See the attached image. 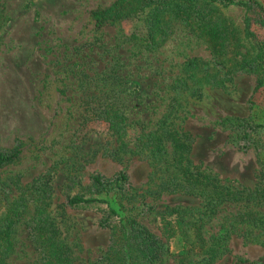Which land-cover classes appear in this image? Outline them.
<instances>
[{
    "label": "rangeland",
    "instance_id": "rangeland-1",
    "mask_svg": "<svg viewBox=\"0 0 264 264\" xmlns=\"http://www.w3.org/2000/svg\"><path fill=\"white\" fill-rule=\"evenodd\" d=\"M116 1L0 0V153L20 151L0 167V264H50L37 246L54 236L70 244L63 264L101 259L111 237L101 224L117 217L107 219V205L73 208L68 201L96 197L93 175L113 180L121 172L124 210L119 199L98 197L168 240L156 264L203 258L181 254L183 232L169 237L178 212L186 225H205L209 250H218L215 264L261 260L264 12L244 3L162 0L121 25L96 29L91 13ZM254 1L264 8V0ZM152 17L159 23L150 45L145 27ZM97 95L123 98L128 113L145 109L148 128L172 133L167 153L144 150L148 138L139 126L117 138L94 118L104 107ZM178 157L187 160L185 177L198 184L170 192L160 188L168 173L161 163ZM209 181L233 192L232 201L209 207L219 195L204 186ZM237 193L242 200H233ZM247 211L254 216L244 220Z\"/></svg>",
    "mask_w": 264,
    "mask_h": 264
},
{
    "label": "trees",
    "instance_id": "trees-1",
    "mask_svg": "<svg viewBox=\"0 0 264 264\" xmlns=\"http://www.w3.org/2000/svg\"><path fill=\"white\" fill-rule=\"evenodd\" d=\"M162 0H117L112 6L106 9L95 10L91 13L93 20L95 21L96 29H101L104 26L108 25H121L122 22L137 17L141 9L147 5L158 3ZM211 2L217 3H244L248 7H254L258 10L264 12V8L254 0H249L245 2L244 0H210ZM178 16V15H177ZM148 27L146 26V42L147 44L153 45L157 41L156 29L157 23L159 21L156 18H153L149 21ZM170 22V21H167ZM141 36L137 37L140 38ZM258 83H261L258 81ZM104 84L110 85L109 79L104 80ZM260 86V84H259ZM99 103L102 102V106L94 113V118L97 120H101L108 125L109 130L113 131V134L119 138L122 135H126L129 128L134 126H139L142 134L145 135L148 139L143 143V149L149 151L152 156L157 155V153H162L165 151L164 143L169 141L172 133L168 132L165 128L164 130L153 128H148L152 123L150 119L144 120L142 118L143 114L147 111L145 109H141L136 115L132 113H128L121 109V102L124 100L118 96H95ZM152 105V104H150ZM123 106V105H122ZM138 127V128H139ZM146 130H149L147 132ZM163 145V147H162ZM20 154V151H12L11 153H0V167L6 164H10L14 162ZM156 157V156H155ZM186 160L185 157H178L176 161L171 159H167L165 162L161 163L164 165L167 173V178L164 183L160 184V188L165 190H169L170 192H175L177 190H181L184 187L188 186L189 188H195L198 184L197 181H190L186 178L185 170H188L189 167L183 166V161ZM187 161V160H186ZM156 162V161H155ZM173 169V170H172ZM127 180V176L125 173H120L115 179H106L102 175L97 174L93 175L90 179V188L93 189V194L96 196L95 198L86 199L84 195H76L72 197L68 204L73 208H78L80 206H85L93 203H97L100 205H107L105 208H101V210L105 213V216L108 220L113 217H117L115 224H107L102 223L101 226L104 228L111 229V237L109 246L104 253V256L101 259L97 260L93 264H156V262L168 252V240L163 242V240H159L156 235L149 232L147 229L139 226L138 222L134 219V215H121L119 210L113 209L111 207V202L107 199H101L98 196L102 194L110 195L111 199H119V208L124 210V203L122 202L121 194L123 189L122 182ZM184 180V181H180ZM186 182H188L186 184ZM115 184V185H114ZM211 193L216 194L215 189L217 188V193L219 195L216 199H208L213 200L214 205L211 202L208 204L209 207L214 208L215 205L222 201H232L231 195L233 192L230 190H225L221 187V185L207 182L204 184ZM213 187V190L210 188ZM222 188V189H221ZM243 197L240 194H235L233 197L234 201H240ZM256 197L253 198L256 201ZM257 200H264V197ZM250 202L249 199H245L244 202ZM241 217L251 218L254 216L252 212L241 213ZM184 213L178 212V216H176V221L168 223V234L169 237H174L177 234L183 232L185 234V247L181 251V254L184 255H193L200 256L203 258L201 260H193V264H215L217 259L218 250H209L207 246V240L204 238L205 230L203 232V228L205 225H196L194 223L184 222ZM50 232H57L55 227L51 224ZM194 235V236H193ZM169 239V238H168ZM43 246L46 250L45 256L48 257V261L50 264H63V261H66L70 257L71 248L70 244L67 243V240H59L54 236L52 238H43L39 241V245ZM214 247H217L218 244H213ZM204 247L206 251H204ZM199 251L198 253L196 251ZM201 250V251H200ZM248 264H264V258L259 261L252 262Z\"/></svg>",
    "mask_w": 264,
    "mask_h": 264
}]
</instances>
